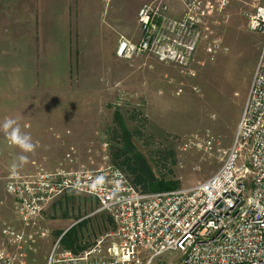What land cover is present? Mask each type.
<instances>
[{"label": "rangeland", "instance_id": "rangeland-1", "mask_svg": "<svg viewBox=\"0 0 264 264\" xmlns=\"http://www.w3.org/2000/svg\"><path fill=\"white\" fill-rule=\"evenodd\" d=\"M151 1L102 0L101 18L119 13L131 29L139 22V7ZM252 1L235 0L217 23L197 27L187 38L195 42L188 63L134 53L118 55L113 65L102 64L98 56L97 65L68 71L0 72V124L5 117L17 120L37 145L23 153L0 131V245L16 257L15 264H47L57 241L66 247L60 236L73 225V250L115 231L113 216L97 211L94 197L71 190L42 211L36 224L26 226L7 184L12 175L114 163V147L120 145L116 113L155 174L176 181L178 189L193 187L219 169L220 149L233 142L263 42L262 34L249 28ZM167 2L174 11L170 15L181 17L184 5ZM137 34H122L119 40L125 36L137 43L142 32ZM208 134L211 149L204 143ZM21 155L27 163L21 164ZM9 226L15 234L3 232Z\"/></svg>", "mask_w": 264, "mask_h": 264}, {"label": "built area", "instance_id": "built-area-1", "mask_svg": "<svg viewBox=\"0 0 264 264\" xmlns=\"http://www.w3.org/2000/svg\"><path fill=\"white\" fill-rule=\"evenodd\" d=\"M179 1L184 9L177 18L170 15L174 11L167 0L143 4L139 42L122 36L117 54L187 62L195 46L187 38L197 27L217 23L235 0ZM252 6L249 28L263 36L260 54L233 142L220 149L221 165L206 180L190 188L145 191L113 163L12 175L7 190L26 226L36 224L42 211L68 190L94 197L97 211L110 213L116 222L114 232L78 252L57 241L47 264H264V4L253 0ZM212 142L206 135L207 148ZM3 232L15 234L10 226ZM17 237L21 242L23 236ZM15 260L1 244L0 264Z\"/></svg>", "mask_w": 264, "mask_h": 264}, {"label": "crops", "instance_id": "crops-1", "mask_svg": "<svg viewBox=\"0 0 264 264\" xmlns=\"http://www.w3.org/2000/svg\"><path fill=\"white\" fill-rule=\"evenodd\" d=\"M102 13V0H0V72L68 71L98 56L119 62V37L141 35L139 22L126 29L119 13L105 21Z\"/></svg>", "mask_w": 264, "mask_h": 264}, {"label": "trees", "instance_id": "trees-1", "mask_svg": "<svg viewBox=\"0 0 264 264\" xmlns=\"http://www.w3.org/2000/svg\"><path fill=\"white\" fill-rule=\"evenodd\" d=\"M120 128V145L114 147L113 164L132 174L136 185H141L145 191H168L177 189L178 184L172 179L158 177L146 157L137 150L133 141V133L119 113L115 115ZM128 173V174H129ZM73 225L60 239L66 248H74L76 236ZM82 250H74L76 252Z\"/></svg>", "mask_w": 264, "mask_h": 264}, {"label": "clouds", "instance_id": "clouds-1", "mask_svg": "<svg viewBox=\"0 0 264 264\" xmlns=\"http://www.w3.org/2000/svg\"><path fill=\"white\" fill-rule=\"evenodd\" d=\"M0 131H3L11 144L19 147L23 153H32L35 151L37 145L33 143L29 133L22 131L17 120L11 117H5L3 123L0 124ZM27 160L28 157L26 155H21L19 157L21 164L27 163ZM16 167L17 165L14 164L13 169Z\"/></svg>", "mask_w": 264, "mask_h": 264}, {"label": "water", "instance_id": "water-1", "mask_svg": "<svg viewBox=\"0 0 264 264\" xmlns=\"http://www.w3.org/2000/svg\"><path fill=\"white\" fill-rule=\"evenodd\" d=\"M67 231H65L61 236H60V239L62 238V236L66 233Z\"/></svg>", "mask_w": 264, "mask_h": 264}]
</instances>
